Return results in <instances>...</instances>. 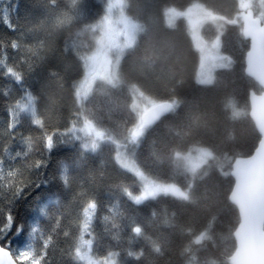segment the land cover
<instances>
[{
  "label": "trees",
  "instance_id": "1",
  "mask_svg": "<svg viewBox=\"0 0 264 264\" xmlns=\"http://www.w3.org/2000/svg\"><path fill=\"white\" fill-rule=\"evenodd\" d=\"M108 2L0 0V224L10 211L12 232L23 226L19 238L9 234L14 250L36 222L43 264H89L78 253L85 232L93 258L112 256L114 264H230L240 224L230 200L233 164L261 140L250 93L262 89L246 73L241 1L124 0L136 40L118 60L116 81L97 80L80 100ZM195 3L215 14L203 38L220 36L230 59L212 83L198 80L201 54L188 18L167 19L171 8ZM253 11L264 15V0H253ZM143 96L173 109L134 142ZM78 119L103 133L95 150L73 135ZM120 147L143 175L179 193L143 196L139 175L118 161ZM196 147L212 157L191 171L179 155Z\"/></svg>",
  "mask_w": 264,
  "mask_h": 264
},
{
  "label": "rangeland",
  "instance_id": "2",
  "mask_svg": "<svg viewBox=\"0 0 264 264\" xmlns=\"http://www.w3.org/2000/svg\"><path fill=\"white\" fill-rule=\"evenodd\" d=\"M241 10L253 9V0H240ZM185 16L191 25V33L195 45L200 51L201 60L198 68V80L201 83H212L215 78V71L219 67L228 65V59L221 51V37L218 36L213 41L208 42L203 38L202 25L207 20L215 18L213 11L207 9L200 3L191 5L186 10H178L171 8L167 19L169 23H173L176 18ZM264 22V15H260ZM139 30L138 24L131 20L125 13L124 0H109L107 14L105 15L101 25L99 26V38L97 48L86 61L85 78L79 89L80 100L88 96L97 80H106L109 82L116 81V67L118 60L123 52L130 48L137 37ZM142 100H135V109L140 117L139 126L134 131V142L137 136L141 135L143 130L141 126V115L143 111L154 105L155 102L150 98L143 96ZM73 135L84 143L88 150H95L99 140L103 138V133L99 131L93 124L78 119L73 124ZM132 142V143H134ZM186 163L188 169L196 170L212 157V152L208 148L196 147L195 149L179 155ZM118 161L126 169L133 171L139 175L143 185V196H156L163 192L179 193V190L173 186L155 181L143 175L136 164L132 152L126 147L118 149ZM37 223L33 224V231L27 242L18 248L34 254V243L38 237ZM16 255V249L13 250ZM79 256L89 264H114L113 257L108 256L104 259H95L92 254V240L83 234L79 245ZM26 264H32L28 258Z\"/></svg>",
  "mask_w": 264,
  "mask_h": 264
},
{
  "label": "water",
  "instance_id": "3",
  "mask_svg": "<svg viewBox=\"0 0 264 264\" xmlns=\"http://www.w3.org/2000/svg\"><path fill=\"white\" fill-rule=\"evenodd\" d=\"M243 33L250 41L246 54V73L262 89L250 93V116L261 135L251 156L239 157L233 164L235 180L230 200L237 206L240 224L235 232L236 249L227 258L230 264H264V22L253 9L242 10ZM173 109L168 101L146 108L141 115L143 130ZM93 208V207H92ZM0 264H16L0 250Z\"/></svg>",
  "mask_w": 264,
  "mask_h": 264
},
{
  "label": "snow or ice",
  "instance_id": "4",
  "mask_svg": "<svg viewBox=\"0 0 264 264\" xmlns=\"http://www.w3.org/2000/svg\"><path fill=\"white\" fill-rule=\"evenodd\" d=\"M5 23L8 27L15 31V26L11 24V20L7 19ZM11 71V70H9ZM20 192H23V189H20ZM14 216L10 211L5 212V218L3 224H0V250H3L8 253L9 256L16 262V264H26V259L30 260L32 264H43L44 257H34L33 253L25 251L23 248L16 249V255H13L12 239L10 238V233L17 238H19L20 232L23 230V226H19L15 233L12 232L14 225Z\"/></svg>",
  "mask_w": 264,
  "mask_h": 264
}]
</instances>
